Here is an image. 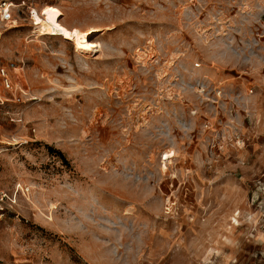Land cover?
I'll use <instances>...</instances> for the list:
<instances>
[{"label": "rangeland", "instance_id": "rangeland-1", "mask_svg": "<svg viewBox=\"0 0 264 264\" xmlns=\"http://www.w3.org/2000/svg\"><path fill=\"white\" fill-rule=\"evenodd\" d=\"M13 1L0 264H264V0Z\"/></svg>", "mask_w": 264, "mask_h": 264}, {"label": "bare ground", "instance_id": "bare-ground-1", "mask_svg": "<svg viewBox=\"0 0 264 264\" xmlns=\"http://www.w3.org/2000/svg\"><path fill=\"white\" fill-rule=\"evenodd\" d=\"M62 15V11L53 5H44L39 11L33 9L30 12V20L34 26L32 32L36 37L62 35L64 40H69L74 44H83L88 35L97 31V28L80 30L77 27H68L61 21ZM165 156L172 157L173 153H167Z\"/></svg>", "mask_w": 264, "mask_h": 264}, {"label": "built area", "instance_id": "built-area-1", "mask_svg": "<svg viewBox=\"0 0 264 264\" xmlns=\"http://www.w3.org/2000/svg\"><path fill=\"white\" fill-rule=\"evenodd\" d=\"M16 4L13 0H0V21L7 25L8 23L15 22L14 19V8ZM9 68H14V64L10 63L8 67H0V79L5 90L12 92L13 84L11 81V74ZM6 196L5 194L3 195ZM3 196L0 195V215L1 211L4 210L2 203H4Z\"/></svg>", "mask_w": 264, "mask_h": 264}, {"label": "trees", "instance_id": "trees-1", "mask_svg": "<svg viewBox=\"0 0 264 264\" xmlns=\"http://www.w3.org/2000/svg\"><path fill=\"white\" fill-rule=\"evenodd\" d=\"M58 154L63 158V155H62V153L61 152H58Z\"/></svg>", "mask_w": 264, "mask_h": 264}]
</instances>
